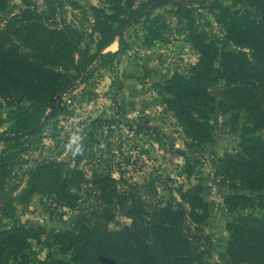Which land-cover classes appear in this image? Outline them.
<instances>
[{
	"label": "trees",
	"instance_id": "1",
	"mask_svg": "<svg viewBox=\"0 0 264 264\" xmlns=\"http://www.w3.org/2000/svg\"><path fill=\"white\" fill-rule=\"evenodd\" d=\"M24 2L26 6L0 26V95L13 106L0 119L9 123L0 133L7 147L17 146L21 136L33 132L53 112L57 97L75 84V72L87 79L93 70L89 65L97 57L103 63L126 47L123 31L129 23L143 18V27L151 32L148 39L159 37L162 24L153 10L172 3L189 17L186 39L198 56L186 73L173 71L155 86L181 125L186 143L195 148L210 140V113L216 107L222 112L244 111L250 134L239 139L235 152L218 157L215 172L234 190L223 197L229 211L264 209V138L251 134L264 126V0L207 1L227 40L248 50L229 47L225 41L219 46L204 29L194 27L190 14L194 7L185 0H141L136 5L134 0H107L108 8L91 5L92 33L84 45L81 30L64 18L56 20L63 0H43L49 12L43 18L30 6L31 0ZM8 5L9 0H0V12ZM114 40L118 48L103 52ZM89 43H94L93 50ZM220 81L224 88L215 95L211 89ZM101 122L100 117L92 121L94 127ZM92 133L80 140L83 152L75 155L73 163L44 157L24 172L19 188L5 186L17 152H0V264H33L31 240L40 241L45 233L59 253L67 254L50 258L48 264H223L211 261L210 238L202 229L210 215L203 184L177 186V201L173 196L164 201L153 198L149 181L117 188L111 173L92 168L87 174L79 166ZM181 154L189 158L182 150ZM87 183L111 207L80 206L78 190ZM35 193L76 209L74 222H63L57 229L21 222L16 203L25 205ZM112 209L130 221L110 227ZM226 229L228 264H264V215L240 214L226 223Z\"/></svg>",
	"mask_w": 264,
	"mask_h": 264
},
{
	"label": "rangeland",
	"instance_id": "2",
	"mask_svg": "<svg viewBox=\"0 0 264 264\" xmlns=\"http://www.w3.org/2000/svg\"><path fill=\"white\" fill-rule=\"evenodd\" d=\"M76 1L79 7H74L70 0H63V8L56 20L64 18L66 23L81 30L84 45L88 44L92 33L94 14L91 5L108 8L109 3L107 0ZM140 1L134 0V5ZM185 1L191 2L194 7L190 12L194 27L204 29L219 46L225 41L229 47L248 50L245 46L227 40L223 27L215 20L214 12L208 6V0ZM31 2L30 6H35L42 18L49 16L43 0ZM24 6V0H9L7 10L0 12V26ZM152 14L160 15L158 24L162 26L159 37L148 39L151 32L143 27V18L129 23L123 31L126 47L116 51L103 63L102 58L97 57L93 65H89L93 70L87 79H81L75 72V84L57 97L53 112L39 127L21 136L20 143L15 147H7L8 142L0 139V152H17L16 162L6 178L5 186L17 185L19 188L24 183V172L44 157L73 163L75 155L67 145L72 137L81 140L93 130L86 145L87 156L79 163L87 174L92 168L111 173L117 179V188L149 181L152 184L149 192L153 198L162 201L171 196L177 201V186L185 187L200 181L203 195L210 205V215L202 226L203 232L210 238V259L228 264L225 251L228 239L226 223L248 212L264 215L262 208L246 207L229 211L223 197L234 190L215 172L218 157L235 152L239 139L250 134L245 129V113L235 109L222 112L216 107L210 113V140L196 148L186 143L181 125L166 108L155 82L173 71L186 73L189 64L197 59L198 53L186 39L190 28L189 17L184 15L183 9L177 11V6L172 3L155 8ZM89 45L93 50L94 43ZM117 48L118 43L114 40L103 52L115 51ZM223 88L224 83L220 81L211 90L219 95ZM22 102L28 104L29 100L24 99ZM11 108L13 106L0 95V119ZM96 117H100L103 122L94 127L92 121ZM8 124L7 121L0 123V133L6 130ZM251 134L264 138V126L253 130ZM75 147L71 145V148ZM181 150L189 154V158L181 154ZM189 167L192 168L191 172L188 171ZM90 185L82 184L78 190L80 206L111 207V204L103 203L99 192L91 189ZM112 211L114 216L109 221L110 227L119 228L130 221L117 209ZM16 213L26 225L40 224L47 229H57L63 222H74L76 209L57 205L52 197L35 193L25 205L16 203ZM46 234L42 235L40 241L31 240L33 264H48L52 257H67V254L58 252L57 246Z\"/></svg>",
	"mask_w": 264,
	"mask_h": 264
},
{
	"label": "clouds",
	"instance_id": "3",
	"mask_svg": "<svg viewBox=\"0 0 264 264\" xmlns=\"http://www.w3.org/2000/svg\"><path fill=\"white\" fill-rule=\"evenodd\" d=\"M79 140V137L74 136L67 145V148L72 151L73 155L81 154L83 152V146L79 143ZM71 145H75L76 147L73 149L71 148Z\"/></svg>",
	"mask_w": 264,
	"mask_h": 264
},
{
	"label": "crops",
	"instance_id": "4",
	"mask_svg": "<svg viewBox=\"0 0 264 264\" xmlns=\"http://www.w3.org/2000/svg\"><path fill=\"white\" fill-rule=\"evenodd\" d=\"M111 44V43H110Z\"/></svg>",
	"mask_w": 264,
	"mask_h": 264
}]
</instances>
